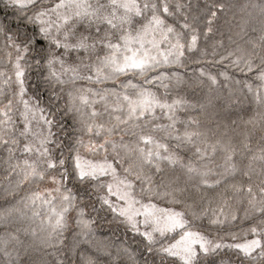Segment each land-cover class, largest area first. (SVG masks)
<instances>
[{"label": "snow or ice", "instance_id": "1", "mask_svg": "<svg viewBox=\"0 0 264 264\" xmlns=\"http://www.w3.org/2000/svg\"><path fill=\"white\" fill-rule=\"evenodd\" d=\"M186 7L190 6L180 2L172 6L168 0H143L142 3L140 0H0V10L6 14L14 13L16 20L15 27L10 20L0 21V39L3 40L0 60L11 65V74L0 71V85L8 86L7 91L0 87L3 98L0 99V145L7 153L3 160L7 180L4 192L15 193L23 185L33 182L50 181L53 185L44 189V195L31 192L22 197L18 201L23 204L22 208L14 206L0 213L4 220L15 215L32 221V224L0 234V264H48L37 252L46 253L47 249L56 248L67 227L66 213L70 210L76 211V224L81 234L88 235L94 221L84 219V209L76 204L72 190L66 187L65 182L70 179L81 186L92 187L100 208L110 210L129 231L142 237L141 243L147 256L151 257L145 259L144 264H177V260L180 264H218L214 257L223 249L233 250L239 264H264V28L257 39L247 42L248 47L226 50L216 61L226 60L245 74L241 91L247 89L257 110L247 119L241 117V122L261 132L260 147L256 151L249 148L247 134L241 145V150L251 153L242 174L249 180L256 174L261 177L260 182L255 187L250 182L226 184L225 177L236 172L232 157L237 152L227 131L220 125L215 130L201 131L196 117H189L184 132H177L175 111L194 106L187 105L182 98H174L169 103L151 90L153 85L167 90L170 84L182 82L177 71L168 73L162 69L187 67V62L200 63L201 58L208 55L198 47L200 31L195 26L196 18L189 22L184 11ZM252 7L264 16V0ZM217 9L222 11L223 3L209 0L204 6L206 26L202 31L205 36L212 31ZM171 17L176 19L169 23ZM196 52L200 55L194 59ZM73 53L79 59L78 64L67 63L66 58ZM212 55L217 53L213 51ZM29 61L37 67L47 68L44 79L57 99L63 97L56 91V85L77 80L89 85H111L68 91L65 111L79 126L78 130L89 137L87 142L82 136L74 137L68 158L63 153L57 158L50 151V145L60 146L51 130L54 117L49 118L45 108L33 103L32 98H25L24 74L26 67H31ZM198 71L200 77L206 76L209 88L217 85L216 76L206 74L203 69ZM13 75L15 91L11 89ZM220 75L228 79L224 73ZM122 76L125 79L121 80ZM129 77L135 78L136 82ZM139 78H143V83ZM253 79L258 82L255 91L248 82ZM236 83L241 84V81ZM97 97L109 114L108 121H104L103 113L93 107ZM228 99L231 103L232 96ZM14 103L19 105L18 109L14 110ZM157 108L172 123L153 124V130L163 127L170 134L176 133L172 139L179 144L191 145L196 159L202 163L197 165L191 159L184 163L166 144L154 141L143 131ZM15 111L19 112V120L14 119ZM189 124L194 126L191 131ZM209 133L215 139H210ZM92 136L98 139L93 141ZM117 136L119 140L115 138ZM153 144L154 148L144 147ZM81 148L91 153L111 152L113 159L109 160L107 156L102 160L84 159ZM161 149L165 154H161ZM17 150L26 158L17 156ZM217 150L224 154L219 172L203 163ZM165 162V166L183 170V183L163 179L159 184L154 182V176L163 173ZM117 164L119 170L115 167ZM254 165H258V171ZM222 183L226 186L216 192L214 206L212 201H207V206L198 205L189 195L195 192L199 196L201 191L219 188ZM241 193L247 201L243 218L253 220L244 231L242 242H236L237 236L231 233L233 243H225L223 237L210 239L194 227L196 220L208 215L209 206L212 214L208 219L212 225L237 219L229 210L228 202ZM153 197L181 205L182 210L159 208L151 202ZM146 198L147 202H144ZM54 200L59 201V206L51 207L35 225L40 216L37 208L43 205L48 209ZM200 200L203 201V197ZM189 216L191 219L187 218ZM21 233L25 239H21ZM248 233H251L250 239ZM104 251L108 257L106 264H138L136 254L127 246H117L115 252L105 246ZM22 254L30 258L22 260ZM88 264H96V261L90 260ZM219 264L225 262L221 260Z\"/></svg>", "mask_w": 264, "mask_h": 264}, {"label": "trees", "instance_id": "2", "mask_svg": "<svg viewBox=\"0 0 264 264\" xmlns=\"http://www.w3.org/2000/svg\"><path fill=\"white\" fill-rule=\"evenodd\" d=\"M142 3L143 0H140ZM169 4L174 6L177 2H180L186 6L185 12L189 17L191 23L193 18L195 20V26L200 31L198 39V47L208 53L206 57L201 58L200 63L187 62V67H181L179 69L174 67H167L162 69L168 73L177 71L182 78L180 84H170L167 90L156 85L151 86L153 93L161 99H167L171 103L172 99L182 98L187 102V105L194 107L177 108L174 115L176 117L175 129L179 133H183L185 126L189 121V117H196L200 123L201 131H208L209 129H216L217 125H220L222 130L227 131L228 139L237 148V152L232 157V163L236 165V172L225 177L226 184H247L252 183L255 187L261 177L252 174L251 180L242 174V171L248 164V156L251 154L247 150H241V145L244 142L245 134L248 135L249 148L254 152L260 147L261 132L258 128H254L252 125L245 126L241 122V117L247 119L249 115L253 114L257 110V106L254 103L253 97L247 95V89L242 85L245 81V74L241 73L236 68L230 66L228 61H219L220 55H224L226 50L235 49L237 46L242 48L248 47L247 42L249 40H255L258 38L260 31L264 28V16L260 14L259 9L253 8L252 5L259 4L262 0H214L217 3H223L224 9L221 11L217 9V16L212 24V31L207 36L203 34V28L206 26V18L204 15V6L209 3V0H168ZM176 18H169V23H172ZM11 21L12 27H15L16 20L14 13L0 10V21ZM182 20V17H181ZM178 27V24L176 25ZM3 47V40L0 39V49ZM215 51L217 55L213 56ZM83 54L81 53V56ZM199 52L194 53L193 58L198 57ZM68 64H78L79 59L76 54L73 53L70 57H67ZM31 67H26L24 74L26 95L25 98H32L33 103L40 104L45 108V111L49 118L54 117V124L52 126V133L54 134V140L59 143V147L56 144L49 146L50 151L55 157H59L63 153L65 158L69 156V149L74 143V137L82 136L85 142L89 140L87 135L81 133L78 125H75L72 116L65 111V103L68 100V91L75 88L92 87V88H104L111 87L110 84L101 85H89L87 82L77 80L72 83L65 84L63 86L56 85V91L61 94L62 99H57L53 96L52 88L45 81L44 77L48 74L47 68L44 66L37 67L32 61H29ZM87 63V61H85ZM198 69H203L206 74L216 76L217 85L212 88L208 87L207 78L200 77ZM0 71H5L11 74V65L6 64L0 60ZM220 73H224L228 79L221 76ZM133 82H136L135 78ZM121 80L125 79L123 76ZM237 81H241V84H237ZM139 82L143 83V78H139ZM253 85L255 91L257 81L249 80ZM165 83H168L165 81ZM7 91L6 85H0ZM61 88L63 91L61 92ZM12 91L16 90V85L11 84ZM89 99H91L90 93ZM232 96V102L229 103V96ZM0 99H3L0 97ZM97 103L93 107L100 113H103L102 119L104 121L109 120V114L105 112L104 104L99 102L97 97ZM6 103V100L4 101ZM78 103V101H77ZM111 104V99L108 100ZM203 105V109H201ZM13 108L18 109L19 105L13 104ZM115 115V114H114ZM14 119L19 120V112H14ZM100 119V118H98ZM235 121V123H233ZM172 123L167 117L163 115L161 109H155L154 118L146 122V127L143 131L151 135L154 141H158L161 144H166L170 152H175L179 155L184 163H187L189 159L195 162L197 165L202 163L196 159L194 149L191 145L179 144L178 141L172 139V135L176 133H169L163 127L153 130V124L165 126ZM226 126V127H225ZM194 126H188V130L191 131ZM210 139H215L209 133ZM119 140V136L115 137ZM91 139L96 141L98 138L92 136ZM128 137H125L127 140ZM23 140H21V144ZM179 144V146H178ZM154 148L153 145H145ZM84 148L80 149V154ZM109 160L113 159V154L103 153ZM161 154H165L161 149ZM7 155L3 145H0V213L6 208L19 206L23 207V204H18V201L31 192H40L44 195L45 188H52L53 185L50 181L44 183L33 182L31 184L23 185L17 189L15 193L6 194L4 192L5 185L7 183L5 177V165L3 160ZM16 155L21 158H26L22 152L17 150ZM223 153L217 150L215 153L206 157L203 163H206L208 167L213 168L215 171H221L219 167L223 161ZM166 162L162 164L164 169L162 174H156L154 176V182L159 184L163 179L165 182L168 180H179L183 183L185 177L183 170L179 167L165 166ZM119 170L120 166L115 165ZM258 171V165H254ZM122 174V173H120ZM215 179V177H212ZM66 187L72 190V194L76 197V204L84 209V219L94 221L90 226V231L87 236L81 234V229L76 224V211L70 210L66 213V219L68 221L67 227L63 230L59 243L55 249L49 248L45 252H37V255H43L48 264H88L90 260H95L96 264H106L108 257L105 255V246L111 248L112 252L116 251V247L120 245L127 246L133 253L136 254L138 264H144L145 259H151L146 254V249L143 247L141 241L142 237L134 234L127 229V225L121 223L118 217H115L110 210L101 209L96 199V194L92 187H84L79 183L68 180L65 182ZM222 183L219 188L201 191L199 196L195 192H190L191 199H195L198 205L207 206V201H212L214 206L216 201V192L221 191L226 186ZM103 194V193H102ZM203 197V201L200 200ZM115 200L114 197L111 198ZM144 202H147V198ZM151 202L159 208H172L173 210H182L181 205H175L170 203L167 199L153 197ZM191 202V200H190ZM229 210L233 211L237 219L230 222H226L223 225H212L209 223L208 217L211 216V206H209L208 215L202 220L198 219L195 222L194 227H198L199 230L210 239H217L223 237L225 243H233L231 234L237 236L236 242H242L244 237V231L248 229L253 220L251 218H243L244 210L247 207L246 197L241 193L238 197L233 198L229 202ZM59 201L54 200L52 205L46 209L43 205L37 208L40 216L36 218L35 225L40 223V218L45 215L46 211H50L51 207H58ZM219 210V209H218ZM28 217H31V212H28ZM191 219V217H187ZM32 224V221L25 218H20L13 215L10 219L4 220L0 217V234H3L8 230H15L18 227L27 226ZM143 230V228L141 229ZM251 238V233H248V237ZM21 239H25L23 233H21ZM28 243H31V239H28ZM30 257L21 255L22 260H27ZM35 258V257H32ZM214 259L224 261L225 264H231V261H236L239 264L238 258L233 250L223 249ZM177 264L180 262L177 260Z\"/></svg>", "mask_w": 264, "mask_h": 264}, {"label": "rangeland", "instance_id": "3", "mask_svg": "<svg viewBox=\"0 0 264 264\" xmlns=\"http://www.w3.org/2000/svg\"><path fill=\"white\" fill-rule=\"evenodd\" d=\"M81 156L84 159H88V160H102L105 157L103 152L91 153V152L87 151L86 149L83 150V152L81 153ZM138 219H140V218H138ZM142 228H143V226H142Z\"/></svg>", "mask_w": 264, "mask_h": 264}]
</instances>
